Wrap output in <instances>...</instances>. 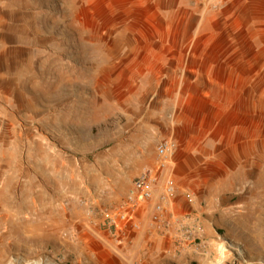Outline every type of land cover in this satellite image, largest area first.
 <instances>
[{
  "label": "rangeland",
  "instance_id": "1",
  "mask_svg": "<svg viewBox=\"0 0 264 264\" xmlns=\"http://www.w3.org/2000/svg\"><path fill=\"white\" fill-rule=\"evenodd\" d=\"M261 27L264 0H0V220L29 219L1 264H264ZM205 37L237 38L253 70L230 75L228 42L221 76L189 71ZM168 138L175 230L124 251L104 211Z\"/></svg>",
  "mask_w": 264,
  "mask_h": 264
},
{
  "label": "built area",
  "instance_id": "2",
  "mask_svg": "<svg viewBox=\"0 0 264 264\" xmlns=\"http://www.w3.org/2000/svg\"><path fill=\"white\" fill-rule=\"evenodd\" d=\"M176 148L174 139L159 142L155 148V164L140 171L117 205L104 211L102 226L111 235L123 238L131 231L140 230L143 223L141 212L146 214L150 223L160 228L162 234H167L170 227L168 208L177 187L170 166ZM190 220L189 215L179 219L180 240L183 242L192 238Z\"/></svg>",
  "mask_w": 264,
  "mask_h": 264
},
{
  "label": "crops",
  "instance_id": "3",
  "mask_svg": "<svg viewBox=\"0 0 264 264\" xmlns=\"http://www.w3.org/2000/svg\"><path fill=\"white\" fill-rule=\"evenodd\" d=\"M261 30H264V27H261ZM205 32V30H204ZM262 34H264V31L262 32ZM199 44L202 45L203 47H205L203 49V54L200 55L197 59V66H194L193 64H188L187 65V69L189 71H193V72H199L198 75L202 76V77H214V76H221L222 75V71L224 69H226V67H224L222 65L223 61H227V60H223V58L221 57L220 53L222 51L221 48H218L220 46H224L226 45L228 42L232 43V46H234V49L230 50L229 53V72L231 76H234L235 78H237L239 76V72L242 71L243 67L240 65L242 62H245V71L249 72L248 70H253L252 66H251V59L249 57V54L244 53L243 51H239L238 52V45H239V40L236 39H227L224 37H205V38H198L197 39ZM190 41L193 40H189L188 42L190 43ZM261 42V46L263 48H261L260 50L256 51L257 54L261 55V57H264V39L262 37V39L259 41V43ZM254 50V48H253ZM189 61H191L189 59ZM221 72V73H219ZM242 74H240L241 76ZM248 76V73L247 75ZM235 93L243 92V87H238V86H234L232 87V89ZM198 94H201L203 96H205L207 94L206 90H201L198 89ZM203 102V105L205 104L204 100H206V97H199ZM237 99V98H236ZM204 107V106H202ZM167 126V125H166ZM149 129H151L152 131L155 129H159L157 126H151L149 125ZM164 133V132H163ZM248 139V137H246V140ZM238 144V143H237ZM243 142L242 140L239 141V153L240 151H242L241 149L243 147H247V145L245 144L242 145ZM240 159L241 156H239ZM247 158V157H246ZM173 164H179L177 157L174 156L172 159ZM172 164V168L174 169V165ZM153 165H149L147 167H152ZM183 166V165H182ZM146 167V168H147ZM172 207H173V202L170 203L168 211H172ZM174 207L176 210H180L182 207V204L180 201H176L174 202ZM140 218L143 219V223L142 226L140 228V230H135V231H131L128 233V235L126 237L120 238L121 243H123L122 248L124 251L128 250V248L130 250H134L137 252H142V253H151V251H153L154 247H155V243H156V239L158 240L160 236L166 235V234H162L160 228H158L156 225L150 223L147 219L146 214H144L143 212L140 213ZM175 230V227L172 225L168 228V232L167 234L172 235L173 232Z\"/></svg>",
  "mask_w": 264,
  "mask_h": 264
},
{
  "label": "bare ground",
  "instance_id": "4",
  "mask_svg": "<svg viewBox=\"0 0 264 264\" xmlns=\"http://www.w3.org/2000/svg\"><path fill=\"white\" fill-rule=\"evenodd\" d=\"M34 205V204H33ZM35 208V207H34ZM33 211V210H32ZM34 212V211H33ZM16 213V212H15ZM7 214V213H6ZM20 214H22V213H20ZM12 216H14V215H12ZM33 217V216H32ZM36 217V216H35ZM40 217V216H39ZM21 218H22V216H21ZM32 219V218H31ZM39 219V218H38ZM27 223H29V219L26 217V218H24V219H18V218H11V217H6V218H3V219H1L0 220V241L1 240H3V238L5 237V235L7 234V233H11V234H14V233H16V234H18L17 233V229H19L20 227L21 228H23V229H25L26 228V226L28 225ZM35 224V223H34ZM19 238H20V236H19ZM25 238H27V236L26 237H23L22 239H21V241H19V240H14V245H15V247H20V246H24L25 247V245H26V243H27V241H26V239ZM29 239V238H28ZM38 239V238H37ZM261 243V242H260ZM257 245H260V244H257ZM3 247V246H2ZM261 247H263L264 248V241H262V243H261ZM4 249V248H3ZM221 250H222V248H220ZM4 252H5V250H3ZM220 252V251H219ZM26 253L27 254H30V253H32V250H26ZM223 256V255H222ZM3 257H4V254L3 255H0V264L2 263V261H3ZM221 261V259L219 258L218 259V262H220Z\"/></svg>",
  "mask_w": 264,
  "mask_h": 264
}]
</instances>
